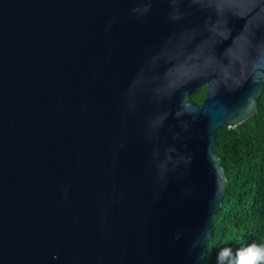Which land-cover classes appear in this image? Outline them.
<instances>
[{
	"label": "water",
	"instance_id": "obj_1",
	"mask_svg": "<svg viewBox=\"0 0 264 264\" xmlns=\"http://www.w3.org/2000/svg\"><path fill=\"white\" fill-rule=\"evenodd\" d=\"M263 84L264 0H0V264H205Z\"/></svg>",
	"mask_w": 264,
	"mask_h": 264
},
{
	"label": "trees",
	"instance_id": "obj_2",
	"mask_svg": "<svg viewBox=\"0 0 264 264\" xmlns=\"http://www.w3.org/2000/svg\"><path fill=\"white\" fill-rule=\"evenodd\" d=\"M212 149L227 180L221 206L211 216L213 235L202 249L204 262L264 264V95L244 122L217 128ZM250 250L260 257L249 259Z\"/></svg>",
	"mask_w": 264,
	"mask_h": 264
},
{
	"label": "flooded vegetation",
	"instance_id": "obj_3",
	"mask_svg": "<svg viewBox=\"0 0 264 264\" xmlns=\"http://www.w3.org/2000/svg\"><path fill=\"white\" fill-rule=\"evenodd\" d=\"M263 87H264V84H263ZM195 92H197V94L200 95V97L197 98V99H191L189 96L192 93H195ZM192 93L188 97H186V98H189V99L194 100V101H200L203 98L204 93H205V85L204 84H201V85L197 86ZM262 95H264V89L261 92L260 96L257 98V104H258V99L261 98Z\"/></svg>",
	"mask_w": 264,
	"mask_h": 264
},
{
	"label": "snow or ice",
	"instance_id": "obj_4",
	"mask_svg": "<svg viewBox=\"0 0 264 264\" xmlns=\"http://www.w3.org/2000/svg\"><path fill=\"white\" fill-rule=\"evenodd\" d=\"M260 257V253L257 251H251L249 253V259H256Z\"/></svg>",
	"mask_w": 264,
	"mask_h": 264
},
{
	"label": "clouds",
	"instance_id": "obj_5",
	"mask_svg": "<svg viewBox=\"0 0 264 264\" xmlns=\"http://www.w3.org/2000/svg\"><path fill=\"white\" fill-rule=\"evenodd\" d=\"M251 247H253V248H255V247H257L256 245H252ZM222 254V253H221Z\"/></svg>",
	"mask_w": 264,
	"mask_h": 264
}]
</instances>
